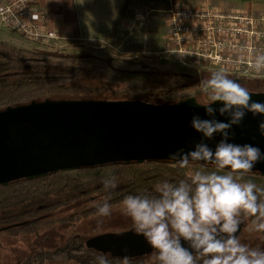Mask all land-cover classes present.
Masks as SVG:
<instances>
[{
    "label": "clouds",
    "instance_id": "1",
    "mask_svg": "<svg viewBox=\"0 0 264 264\" xmlns=\"http://www.w3.org/2000/svg\"><path fill=\"white\" fill-rule=\"evenodd\" d=\"M249 67L264 70V54L255 56ZM203 91L207 100L196 104L209 118L193 114L190 119L201 140L191 150L180 147L169 154L180 168L200 163L201 170L178 183L165 180L151 192L125 196L120 211L156 251L158 264H264V248L242 243L237 235L245 221H250L249 233L264 234V187L244 180L264 162V152L252 144L230 142L236 135L234 126L241 127L248 113L264 116V102L253 101L249 90L223 70L210 74ZM215 102L221 106L214 108ZM217 114L227 121L217 120ZM258 131L264 136V121ZM217 135L213 150L205 141ZM208 165L214 170H203ZM103 187L106 197L95 206L99 224L113 215L109 200L118 187L115 176L106 177ZM99 264L109 261L101 256Z\"/></svg>",
    "mask_w": 264,
    "mask_h": 264
},
{
    "label": "trees",
    "instance_id": "2",
    "mask_svg": "<svg viewBox=\"0 0 264 264\" xmlns=\"http://www.w3.org/2000/svg\"><path fill=\"white\" fill-rule=\"evenodd\" d=\"M93 61L89 57L34 52L0 42V111L53 100L55 97L69 99L68 97L83 95H89L94 100H99V96H102L104 100L170 104L183 100L177 93L188 89L197 81L196 76L191 74L149 72L141 73V76L130 75L114 85L108 79L107 70ZM236 78L247 79H231ZM190 164L201 168V164ZM203 169L214 170L211 165ZM248 174L252 177L248 180L264 187L263 174ZM111 176H115L118 187L113 192L110 203L122 202L130 194L151 192L162 181L178 183L188 177L183 168L172 161H147L82 167L73 171L51 172L33 179L16 180L6 186L0 185V234L37 233L51 228L55 223L71 220L72 217L46 219V214H40L68 205L78 198L100 197L98 201H104L106 193L103 180ZM63 192L75 195L58 203H49L53 196ZM96 211L94 208L77 215ZM129 230L100 233L86 239L70 233L60 246L51 250L41 249L22 264H43L46 261L99 264L101 256L106 257L109 264H128L126 258L97 250L90 246L89 241L100 235H117ZM130 264H144V261L132 260Z\"/></svg>",
    "mask_w": 264,
    "mask_h": 264
},
{
    "label": "water",
    "instance_id": "3",
    "mask_svg": "<svg viewBox=\"0 0 264 264\" xmlns=\"http://www.w3.org/2000/svg\"><path fill=\"white\" fill-rule=\"evenodd\" d=\"M240 82L239 78L233 79ZM253 101L264 102V94L250 93ZM194 97L175 103L153 105L140 101L53 99L0 111V185L33 179L51 172L73 171L110 163L172 161L177 148L191 150L201 134L190 127L193 114L201 118L204 108ZM214 108L221 106L215 102ZM216 119L227 121L226 116ZM264 116L248 113L237 128V144H252L264 152V136L258 125ZM220 137L205 141L215 149ZM200 164V163H197ZM251 172L264 175V162ZM241 225L240 229L242 228ZM239 232L237 233V235ZM90 246L112 256L154 251L142 236L131 232L100 235ZM187 247V244H183Z\"/></svg>",
    "mask_w": 264,
    "mask_h": 264
},
{
    "label": "rangeland",
    "instance_id": "4",
    "mask_svg": "<svg viewBox=\"0 0 264 264\" xmlns=\"http://www.w3.org/2000/svg\"><path fill=\"white\" fill-rule=\"evenodd\" d=\"M147 7V8H146ZM151 7V6H150ZM148 4H143L130 14L126 13L128 23L126 28L120 32L119 38L110 44L104 43H75L71 45H53L45 46L30 42L15 32H11L0 26V42L17 48L26 49L34 52H43L57 55L71 54L82 57H89L107 70V76L114 85L121 83L125 78L131 76H141V73L149 72H167L182 73L195 75L192 69L175 65L169 60H160L156 57H149L147 54H141L142 49H146L144 40L139 38L136 31L145 29L146 26L152 24L158 32L164 31V25L159 20V13H156ZM151 20V22H149ZM159 33L158 36H160ZM93 61V62H94ZM137 73V74H135ZM196 76V75H195ZM210 75L202 77L205 81ZM197 78V77H196ZM232 78V77H229ZM188 82V80H183ZM198 82L195 81L188 89H183L177 93L181 99L194 97L199 103L207 100V96L198 90ZM246 87L250 93L264 94V77L240 79L239 82ZM69 99H90L89 95L68 97ZM98 98V97H97ZM53 99H67V97H55ZM98 99L104 100L102 96ZM184 172L189 176L195 170L201 168L189 164L187 168H183ZM205 170V169H203ZM212 171V170H205ZM227 171V170H226ZM250 177L247 174L244 180ZM72 192H63L60 195L53 196L49 203H58L64 198L74 196ZM100 198V197H99ZM98 197L78 198L68 205H63L53 209L52 211H43L40 215L49 218H68L63 222L55 223L51 228L43 229L37 233H3L0 234V264H22L30 256L39 252L41 249L51 250L60 246L68 234L73 233L81 236L83 239L93 235L107 232H119L130 229L134 230V226L130 218L124 216L121 211L122 202L110 203L113 208V215L107 219L105 223L99 224L96 220V212L87 213L78 216L81 211H91L96 208L97 204L103 203L98 201ZM100 200V199H99ZM78 217V218H77ZM250 221H245L239 235L241 242L251 247L264 248V234L249 233ZM146 264L155 263L152 255L145 258ZM43 264H74L73 262L61 263L57 261H46Z\"/></svg>",
    "mask_w": 264,
    "mask_h": 264
},
{
    "label": "built area",
    "instance_id": "5",
    "mask_svg": "<svg viewBox=\"0 0 264 264\" xmlns=\"http://www.w3.org/2000/svg\"><path fill=\"white\" fill-rule=\"evenodd\" d=\"M0 26L39 45H59L65 40L52 16L35 0H0ZM166 26L165 46L140 53L192 69L199 92L205 94L202 77L215 71L223 70L229 77H264V70L249 67L255 56L264 54V13L203 2L198 7H171Z\"/></svg>",
    "mask_w": 264,
    "mask_h": 264
},
{
    "label": "crops",
    "instance_id": "6",
    "mask_svg": "<svg viewBox=\"0 0 264 264\" xmlns=\"http://www.w3.org/2000/svg\"><path fill=\"white\" fill-rule=\"evenodd\" d=\"M38 7L48 11L55 27L65 36L59 45L75 43L110 44L119 38L128 23L127 14L140 5L159 13L164 31L155 29L154 21L145 29L137 30L146 49L161 50L165 46L166 12L174 6L198 7L203 2L224 9L247 10L253 14L264 13V0H35ZM147 8V7H146ZM119 30V31H118ZM160 34V36H158ZM161 60V59H160ZM205 76V75H204ZM257 78V77H253Z\"/></svg>",
    "mask_w": 264,
    "mask_h": 264
},
{
    "label": "flooded vegetation",
    "instance_id": "7",
    "mask_svg": "<svg viewBox=\"0 0 264 264\" xmlns=\"http://www.w3.org/2000/svg\"><path fill=\"white\" fill-rule=\"evenodd\" d=\"M129 231H127V232H129ZM130 232H131V236L132 237L133 236L134 237L140 236L139 234H136L134 230L133 231H130ZM240 233H241V229L239 230L238 236L240 235ZM182 244H184L183 241H182ZM148 255H152L154 257L155 263H153V264H158V261L156 259L157 253H156L155 250L154 251H150V252H142V253H135V252H133V253H126V256H123V257L126 258V262L128 264H130V262L132 260H138L139 262H141L143 260L144 261V264H146L145 258Z\"/></svg>",
    "mask_w": 264,
    "mask_h": 264
}]
</instances>
